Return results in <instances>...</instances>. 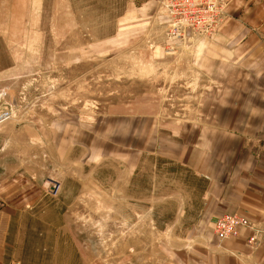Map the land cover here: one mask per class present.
I'll return each mask as SVG.
<instances>
[{
  "label": "rangeland",
  "instance_id": "obj_1",
  "mask_svg": "<svg viewBox=\"0 0 264 264\" xmlns=\"http://www.w3.org/2000/svg\"><path fill=\"white\" fill-rule=\"evenodd\" d=\"M163 1L33 0L20 43L4 46L19 67L0 71V114H13L0 121V186L57 204L63 264H178L187 247L185 221L202 205L193 177L161 156L107 159L97 122L140 105L181 129L198 123L190 73L158 61L178 46L162 41L173 37Z\"/></svg>",
  "mask_w": 264,
  "mask_h": 264
},
{
  "label": "crops",
  "instance_id": "obj_2",
  "mask_svg": "<svg viewBox=\"0 0 264 264\" xmlns=\"http://www.w3.org/2000/svg\"><path fill=\"white\" fill-rule=\"evenodd\" d=\"M222 2V24L212 35L162 40L178 45L160 53L159 62L171 60L164 71L190 73L192 90H199L196 125L166 124L140 105L97 120L114 147L107 159L135 168L146 154L161 156L193 177L202 205L185 221L187 247L175 257L178 264H264V0ZM33 4L0 0V71L19 67L6 65L3 49L20 43L13 39L24 35L19 23ZM199 41L206 43L197 50ZM14 188L0 186V264H63L65 228L48 214L57 204L33 206L24 189ZM228 214L245 216L253 227L218 238L214 221Z\"/></svg>",
  "mask_w": 264,
  "mask_h": 264
},
{
  "label": "built area",
  "instance_id": "obj_3",
  "mask_svg": "<svg viewBox=\"0 0 264 264\" xmlns=\"http://www.w3.org/2000/svg\"><path fill=\"white\" fill-rule=\"evenodd\" d=\"M169 32L173 37L186 41L190 34L208 37L222 24L224 7L222 0H164ZM13 114H0V121ZM243 227H253L245 216L228 214L214 221V232L220 239L237 236Z\"/></svg>",
  "mask_w": 264,
  "mask_h": 264
},
{
  "label": "clouds",
  "instance_id": "obj_4",
  "mask_svg": "<svg viewBox=\"0 0 264 264\" xmlns=\"http://www.w3.org/2000/svg\"><path fill=\"white\" fill-rule=\"evenodd\" d=\"M205 41H199L196 45V48L197 50H199L200 48L204 47L205 46Z\"/></svg>",
  "mask_w": 264,
  "mask_h": 264
}]
</instances>
